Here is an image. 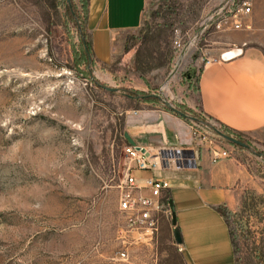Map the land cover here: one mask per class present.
<instances>
[{
  "label": "rangeland",
  "instance_id": "1",
  "mask_svg": "<svg viewBox=\"0 0 264 264\" xmlns=\"http://www.w3.org/2000/svg\"><path fill=\"white\" fill-rule=\"evenodd\" d=\"M251 2L249 30H206L177 61L176 30L195 33L214 0H148L139 27L118 35L113 60L97 64L86 61L71 0H0V264L180 262L169 228L159 224L152 238L124 232L127 115L183 106L201 58L235 44H220L222 33L241 34L264 56V0ZM243 138L248 179L224 216L235 264H264V130Z\"/></svg>",
  "mask_w": 264,
  "mask_h": 264
},
{
  "label": "crops",
  "instance_id": "2",
  "mask_svg": "<svg viewBox=\"0 0 264 264\" xmlns=\"http://www.w3.org/2000/svg\"><path fill=\"white\" fill-rule=\"evenodd\" d=\"M147 1L84 0V35L94 62L107 64L113 60L118 35L139 27ZM73 2L79 6V0ZM223 33L220 44L234 41L237 46L243 45L241 34ZM241 48V55L211 62L188 75L179 102L191 112L197 110L215 124L246 137L264 130V56L255 48ZM227 50L230 48H216L214 55ZM192 121L156 105L128 114V133L137 145L182 147L195 161L185 168L157 166L135 175L139 183L149 176L167 182L165 193L173 203L185 264H235L229 226L218 209L227 211L237 204L248 179V150L223 142L231 151L230 157L212 161L209 151L196 145ZM159 224L172 233L169 212L160 216Z\"/></svg>",
  "mask_w": 264,
  "mask_h": 264
},
{
  "label": "built area",
  "instance_id": "3",
  "mask_svg": "<svg viewBox=\"0 0 264 264\" xmlns=\"http://www.w3.org/2000/svg\"><path fill=\"white\" fill-rule=\"evenodd\" d=\"M251 4V0H214L200 24V28L195 33L189 36L187 31L182 34L176 30L173 40L176 60L186 57L190 47L203 39L206 30L213 32L249 30L251 28ZM236 47L241 46L232 44L230 49ZM201 59L202 66L221 61L220 54ZM192 122V137L196 145L200 148H206L212 161L230 157V149L223 146V142L227 141L214 130H219L217 126L211 128L205 123L194 120ZM143 147L145 152H140L129 144L123 148L125 153L124 166L122 179L118 185L117 207L124 216L125 233L152 238L158 230L160 216L169 212L163 202L168 184L164 179L154 176H149L142 183H139L135 173L153 170L157 166L164 169H180L193 166L195 161L190 152L182 147ZM177 247L180 251L179 245ZM119 256L125 258L126 252L120 251Z\"/></svg>",
  "mask_w": 264,
  "mask_h": 264
},
{
  "label": "trees",
  "instance_id": "4",
  "mask_svg": "<svg viewBox=\"0 0 264 264\" xmlns=\"http://www.w3.org/2000/svg\"><path fill=\"white\" fill-rule=\"evenodd\" d=\"M72 2L73 1L71 0V7H70L71 17L74 20H78V19L81 18V22H82V25H83L84 24V16H85V2H84V0H79V6H76V4L74 2L73 3ZM80 37H81L82 46H83V53L85 55L86 61L90 62L92 60V57H91V53H90L89 44L85 40L84 31L81 33ZM123 92H124V94L126 96H130L131 98H138L140 100L150 101V102H161V98L157 94H144V93L136 92V91H133V90H124ZM165 106H166L167 110H169V111L174 112L173 111L174 109L179 110L180 112H182V113L187 115L186 118L192 119L194 121L205 123V124L209 125L202 118L203 115L200 114L199 112H198V115H196L194 112H191L190 110H188L185 106H178V107H174V108L167 107V105H165ZM210 127L214 128L215 126L211 125ZM217 127L219 128V131H221L222 133H225V134H227L229 136H232V137L238 139L239 141L247 144V141L240 134H237L235 132H231V131L227 130L226 128H224V127H222L220 125H217ZM232 145L235 146V147L244 148V147H241V146H238V145H235V144H232ZM248 148H249V145H248ZM169 198L170 197H169L168 194H166L165 197L163 198V202H164L165 206L167 207V209H168L167 200ZM218 210L222 214H224L223 210H221L220 208ZM174 247H176L175 249H177L176 244H174ZM178 257L180 259V262L178 264H185L181 253H178Z\"/></svg>",
  "mask_w": 264,
  "mask_h": 264
},
{
  "label": "water",
  "instance_id": "5",
  "mask_svg": "<svg viewBox=\"0 0 264 264\" xmlns=\"http://www.w3.org/2000/svg\"><path fill=\"white\" fill-rule=\"evenodd\" d=\"M66 3H67V5H69L70 4V0H66ZM242 51L243 50H242L241 47L232 48L230 50L222 52L220 54V59L222 61L231 60V59L241 55ZM105 89L108 90V91H117L118 90L116 88H109V87H105ZM128 97H130V96H128ZM173 111L176 114H178L179 116L183 117V118H186V116H187L186 114L180 112L179 110L174 109ZM214 130H215V132L218 135H220L222 138L227 140L229 143H232V144L244 147V148H248L247 144L239 141L238 139H236V138H234L232 136H229V135H227L225 133H222V132H220L217 129H214ZM124 137L126 138L127 143L129 145L133 146L136 150H139L140 152H145L144 147L140 146V145H137L127 133L124 134ZM167 204H168V210H169V214H170L171 226L173 227L172 228V238H173L174 244L180 245L181 244V236H180V233H179V229L176 226L175 211H174V207H173V203H172L171 199L167 200Z\"/></svg>",
  "mask_w": 264,
  "mask_h": 264
}]
</instances>
